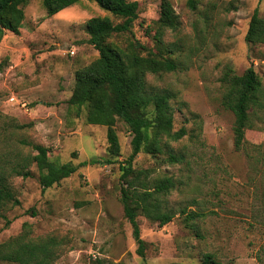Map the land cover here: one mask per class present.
Instances as JSON below:
<instances>
[{
	"label": "rangeland",
	"instance_id": "374dc122",
	"mask_svg": "<svg viewBox=\"0 0 264 264\" xmlns=\"http://www.w3.org/2000/svg\"><path fill=\"white\" fill-rule=\"evenodd\" d=\"M128 1L137 3V19L111 41L119 47L137 41L177 65L172 73L148 75L146 82L172 95L173 129L184 128L185 136L168 145L184 159L170 165L165 154L142 152L133 161L152 178L173 179L174 188L161 197L172 221L159 226L137 218L145 244L139 257L119 201V163L130 155L132 139L121 121L115 124L118 163L88 164L41 189L31 163L39 147L58 166L108 158L106 128L88 125L85 112L68 100L75 73L98 58L85 22L121 19L87 0L53 16L41 0H27L21 28L0 39V171L19 201L6 208L7 227L0 219V245L51 238V264H203L206 255L214 264H264V175H250L242 151L234 148L233 116L220 104L228 70L241 76L252 67L264 89V45L244 40L254 10L263 16L264 0H192L193 8L189 0H169L179 26L163 30L159 41L161 0ZM257 115L245 132L250 144L264 143V110ZM11 169L31 177L9 175ZM182 211L207 217L188 227Z\"/></svg>",
	"mask_w": 264,
	"mask_h": 264
},
{
	"label": "trees",
	"instance_id": "16d2710c",
	"mask_svg": "<svg viewBox=\"0 0 264 264\" xmlns=\"http://www.w3.org/2000/svg\"><path fill=\"white\" fill-rule=\"evenodd\" d=\"M81 0H41L48 16L78 3ZM95 3L102 10L121 19L113 24L108 18L94 17L85 22L88 44L97 52L98 58L75 73L72 94L68 100L71 107L85 112L88 125L106 128L108 158L82 162L78 166L71 163L58 166L48 158V151L39 147L31 157L39 173L38 183L42 190L48 189L62 180L69 178L77 169L86 165L118 163L120 146L115 130L117 121H121L130 132V155L119 163L120 197L123 217L132 229V236L137 245L136 253L144 257L145 244L140 237L137 222L139 216L148 221L164 226L172 221V212L163 210L161 197L174 188L170 177L152 178L148 170L135 169L133 161L142 152L157 156L165 154V161L176 165L183 161V156L169 148L168 142H178L185 136L184 128L175 131L174 111L170 105L172 95L163 90L149 87L148 75L172 73L177 69L175 61L161 54L147 50L139 42H129L124 47L114 44L111 39L128 33L137 19L138 5L128 0H87ZM27 0H0V39L6 31L16 34L22 26V6ZM193 8L192 0L188 1ZM179 22L169 0H161L160 16L157 21L156 38L158 41L163 30L176 31ZM249 44L264 45V14L254 10L244 38ZM144 53V55L142 54ZM224 91L220 104L233 116V144L237 151H242L250 175H264V143L250 144L245 141V132L253 128V119L264 110V89L262 83L249 67L241 76L226 71L222 77ZM165 139V143H163ZM165 148L166 151H163ZM151 151V152H150ZM9 175L22 178L31 177L29 171L11 169ZM251 180L254 178L251 176ZM6 174L0 171V219L4 226L9 225L4 213L8 205L17 206ZM183 223L193 227L195 221L204 219L205 213L182 211ZM56 243L53 239L26 242L21 238L11 239L0 245V262L14 264H51ZM203 264H214L211 256L204 257Z\"/></svg>",
	"mask_w": 264,
	"mask_h": 264
},
{
	"label": "built area",
	"instance_id": "2783aa9c",
	"mask_svg": "<svg viewBox=\"0 0 264 264\" xmlns=\"http://www.w3.org/2000/svg\"><path fill=\"white\" fill-rule=\"evenodd\" d=\"M68 53H69L70 55H74V51H73V50H70Z\"/></svg>",
	"mask_w": 264,
	"mask_h": 264
}]
</instances>
